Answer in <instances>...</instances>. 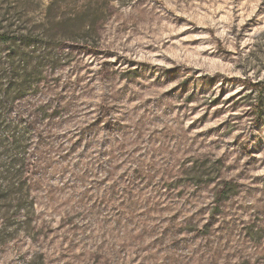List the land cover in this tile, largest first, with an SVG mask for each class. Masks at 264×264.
I'll list each match as a JSON object with an SVG mask.
<instances>
[{
    "label": "rangeland",
    "instance_id": "374dc122",
    "mask_svg": "<svg viewBox=\"0 0 264 264\" xmlns=\"http://www.w3.org/2000/svg\"><path fill=\"white\" fill-rule=\"evenodd\" d=\"M0 36V264H264V0H0Z\"/></svg>",
    "mask_w": 264,
    "mask_h": 264
},
{
    "label": "trees",
    "instance_id": "16d2710c",
    "mask_svg": "<svg viewBox=\"0 0 264 264\" xmlns=\"http://www.w3.org/2000/svg\"><path fill=\"white\" fill-rule=\"evenodd\" d=\"M8 43L5 37L0 36V69L5 65L4 63L10 61L2 57L1 49ZM13 45H17V43ZM19 45H22L21 41ZM25 70L26 68L20 70V74L23 75ZM16 76H18L16 80L19 83V74ZM22 79L25 80V78ZM25 91L26 87L23 84H15V86H8L4 90H0V180L4 183L3 188H0V202L18 201V197L25 189L24 182H17L18 180L14 176L18 177L15 175V172L18 171L16 169L20 168L25 160V153L22 151L26 148L24 143L29 140L26 138L29 130L22 127L20 123L9 121L4 117L5 114L12 111L14 103L24 97ZM8 108L10 109L8 110ZM262 117L264 116L262 115Z\"/></svg>",
    "mask_w": 264,
    "mask_h": 264
}]
</instances>
